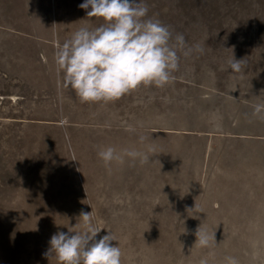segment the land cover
<instances>
[{
    "label": "rangeland",
    "instance_id": "obj_1",
    "mask_svg": "<svg viewBox=\"0 0 264 264\" xmlns=\"http://www.w3.org/2000/svg\"><path fill=\"white\" fill-rule=\"evenodd\" d=\"M83 2L0 0V264H58L50 238L82 231V211L121 264H264V0H146L204 52L106 103L81 102L54 59L103 23Z\"/></svg>",
    "mask_w": 264,
    "mask_h": 264
},
{
    "label": "clouds",
    "instance_id": "obj_2",
    "mask_svg": "<svg viewBox=\"0 0 264 264\" xmlns=\"http://www.w3.org/2000/svg\"><path fill=\"white\" fill-rule=\"evenodd\" d=\"M78 7L103 23L94 29L80 27L57 45L54 59L63 86L71 88L83 103L115 101L141 86L163 87L174 80L180 54L187 58L193 52H204L201 43L189 45L182 33L174 35L161 20L148 17L146 0H84ZM243 63L233 56L226 70L242 73ZM253 115L264 121V104L255 106ZM98 156L105 163L119 159L112 147L99 151ZM79 218L83 230L53 234L45 255H54L58 264H121L122 252L113 246L111 231L97 239L103 228L95 226L91 212L82 211ZM196 236L202 247L215 240L214 233L209 237L200 228ZM226 260L238 264L233 257ZM201 264L208 261L201 260Z\"/></svg>",
    "mask_w": 264,
    "mask_h": 264
}]
</instances>
